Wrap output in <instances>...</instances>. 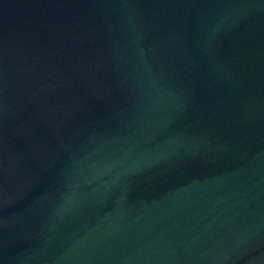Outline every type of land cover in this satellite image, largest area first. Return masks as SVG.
Segmentation results:
<instances>
[{"label": "water", "instance_id": "1", "mask_svg": "<svg viewBox=\"0 0 264 264\" xmlns=\"http://www.w3.org/2000/svg\"><path fill=\"white\" fill-rule=\"evenodd\" d=\"M0 264H264V0H0Z\"/></svg>", "mask_w": 264, "mask_h": 264}]
</instances>
